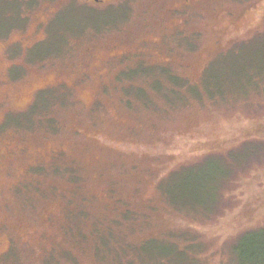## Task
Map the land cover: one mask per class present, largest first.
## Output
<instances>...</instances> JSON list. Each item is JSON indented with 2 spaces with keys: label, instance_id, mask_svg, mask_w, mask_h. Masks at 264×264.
Segmentation results:
<instances>
[{
  "label": "rangeland",
  "instance_id": "rangeland-1",
  "mask_svg": "<svg viewBox=\"0 0 264 264\" xmlns=\"http://www.w3.org/2000/svg\"><path fill=\"white\" fill-rule=\"evenodd\" d=\"M263 34L264 0H0V264H264V78L222 75Z\"/></svg>",
  "mask_w": 264,
  "mask_h": 264
},
{
  "label": "trees",
  "instance_id": "trees-1",
  "mask_svg": "<svg viewBox=\"0 0 264 264\" xmlns=\"http://www.w3.org/2000/svg\"><path fill=\"white\" fill-rule=\"evenodd\" d=\"M16 19L18 20L19 18L16 17ZM222 59H229V60L233 61V65H231V66H235V68L233 69V70H235V73L233 70H231L227 73V71H228V69H227V71L222 74L223 76H226L225 78L227 81H225V82L223 81V83H225L228 86V88L233 87L231 89L236 90V91L237 90L243 91L244 89H246L248 87L256 86L257 82H261V80H263V78H264V34L259 35L258 37L254 38L252 40L242 42L240 44V46L237 47V49L231 50L230 53L227 54V56H225L224 58L222 57ZM209 70L207 71L206 76L204 78L205 79L204 80V86L205 87H206L208 80H209V78H208ZM231 78H234V80L228 81ZM171 80L173 81V83H175V85H178V84H179V86L181 85L180 79L175 78V77H171ZM243 81H245V83ZM190 92L194 95L198 94L197 89H194V88L191 89ZM211 95H214V94H211ZM213 157H210L205 162L198 164V166L196 168H187L183 172H190V171L194 172L196 170H199L201 167L202 168L204 166L210 167V165H214L220 171L225 172L226 178L228 176H230V174H231L230 170L231 169L228 167V164L226 162L218 159L217 157L212 159ZM216 159H218L220 161L222 166L219 165L218 160H216ZM237 161H239V159H237V160L235 159L233 161V163H230V164L235 165V163ZM212 162H213V164H212ZM207 171H208V169L206 170V173H207ZM181 172H179V173H181ZM183 172L181 173V176H182ZM170 177H173V175H170ZM187 177H188L187 175H184L183 184L181 183V186L179 189L180 191H182L185 188L186 194H188L191 191L190 187L188 186V180H190V178H187ZM191 177L194 178V176H191ZM226 178L214 183V188L212 190L213 197H212V195L210 196L211 201L207 202L206 200L205 201L201 200V201H199V205L196 204V202L192 203L191 201L186 200V197L182 198V195H177L176 201H175V199L171 198L170 195L168 194L167 190L164 189V185L166 183H169V182H167V180L161 184V188L163 189L165 196H167V199L172 204H174L175 206L180 207V208L181 207L182 208H190L191 207L192 209H198L199 208V210L210 213L211 211L216 209L217 205L220 202V198H221V190H220L221 186L220 185L223 184V181ZM211 188H209V189H211ZM210 192H211V190H210ZM179 199H181V200H179ZM178 202L179 203L182 202L181 205H179ZM247 236L248 235H244L240 239L246 238ZM148 241H150V240H148ZM261 242H264V241H261ZM103 243H104V241L102 242V248L103 249L107 248L108 246L104 245L105 243L104 244ZM144 249H146V248L143 246L141 248V251L144 252ZM138 253H139V250H138ZM181 253L184 254L185 252L183 251ZM164 255L167 256L166 254H164ZM111 256H114L113 252H111ZM136 257L138 258L137 255H136ZM140 263L144 264L146 262H140ZM130 264H136V263L134 262V263H130Z\"/></svg>",
  "mask_w": 264,
  "mask_h": 264
},
{
  "label": "flooded vegetation",
  "instance_id": "flooded-vegetation-1",
  "mask_svg": "<svg viewBox=\"0 0 264 264\" xmlns=\"http://www.w3.org/2000/svg\"><path fill=\"white\" fill-rule=\"evenodd\" d=\"M86 2H89L90 0H85ZM93 2H97V3H99L100 2V0H92Z\"/></svg>",
  "mask_w": 264,
  "mask_h": 264
}]
</instances>
